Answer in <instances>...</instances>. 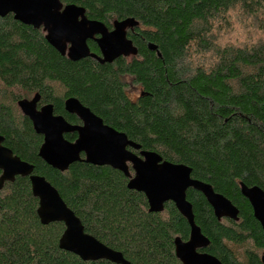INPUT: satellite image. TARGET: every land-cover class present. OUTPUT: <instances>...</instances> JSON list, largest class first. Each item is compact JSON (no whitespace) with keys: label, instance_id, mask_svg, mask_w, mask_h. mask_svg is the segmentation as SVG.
Masks as SVG:
<instances>
[{"label":"trees","instance_id":"trees-1","mask_svg":"<svg viewBox=\"0 0 264 264\" xmlns=\"http://www.w3.org/2000/svg\"><path fill=\"white\" fill-rule=\"evenodd\" d=\"M63 1L85 8L88 19L104 26L134 19L133 29L146 45L138 44L137 59L72 62L46 42L41 29L12 14L0 17L5 146L58 191L85 233L128 262L180 264L173 242L188 240L189 226L175 206L167 203L161 213H149L144 195L128 190L123 174L110 167L77 162L58 172L46 165L37 156L42 138L13 111L26 98L10 92L37 94L58 114L65 99L75 98L141 151L189 167L192 179L237 208V221L217 220L200 193L187 191L194 223L209 241L205 252L221 264H262L263 232L240 184L264 192V40L221 47L216 37L235 10L264 32V0ZM128 79L139 90L134 100L127 95ZM37 204L27 178L0 190V264H113L83 262L60 250L64 225H41Z\"/></svg>","mask_w":264,"mask_h":264},{"label":"water","instance_id":"water-1","mask_svg":"<svg viewBox=\"0 0 264 264\" xmlns=\"http://www.w3.org/2000/svg\"><path fill=\"white\" fill-rule=\"evenodd\" d=\"M62 10V11H61ZM12 14L14 20L44 32L46 42L61 56L72 62L85 57L96 58L100 64H111L120 56L136 55L137 50L125 37L126 28L137 27L134 19L114 23L108 32L97 21H88L84 10L74 5L63 7L60 0H0V17ZM80 19V20H79ZM99 34L97 40L102 58L89 54L86 40ZM69 44V47L67 45ZM150 51L156 46L147 44ZM157 56L160 57L158 52ZM39 95L31 100L17 102L22 115L32 122L36 134L43 136L38 157L51 168L64 172L79 161L96 167H110L130 178L127 163L131 164L133 177L127 189L142 193L149 213H161L167 202L174 204L178 213L188 223L189 239L183 242L175 238L174 253L181 264H221L215 257L197 253L208 246L206 239L194 223L192 206L186 199L188 189L203 195L217 220L238 219V210L221 194L215 193L206 183L191 178V169L182 164H172L150 151H141L140 146L127 139L126 135L103 124V121L83 107L78 100L69 98L65 110L83 121V127L71 126L61 117L53 116L51 105L36 110ZM77 133L74 143L63 139V134ZM0 137V190L4 182H13L15 177H28L33 198L37 200L36 215L39 223L47 226L62 223L64 231L58 240V248L77 256L83 262L107 261L113 264H132L123 255L99 242L84 232V227L75 214L66 206L58 191L44 177L32 174L34 166L21 161L12 152L1 146ZM138 151L135 154L132 151ZM84 158L81 159L80 155ZM241 195L249 202L255 220L264 236V192L258 187L240 184ZM264 264V253L261 256Z\"/></svg>","mask_w":264,"mask_h":264},{"label":"flooded vegetation","instance_id":"flooded-vegetation-1","mask_svg":"<svg viewBox=\"0 0 264 264\" xmlns=\"http://www.w3.org/2000/svg\"><path fill=\"white\" fill-rule=\"evenodd\" d=\"M61 1V4H62V6L63 7H65V6H68V5H74V4H70V3H68V4H66L63 0H60ZM74 6H76V5H74ZM77 7H79V8H82L83 10H84V16H85V18L88 20V21H95V20H91V19H88L87 18V11L85 10V8H83V7H80V6H77ZM62 11V10H61ZM80 20V19H79ZM121 21H123V20H120V21H117V22H121ZM116 22V20H113L112 21V24L111 25H109V26H106L105 25V28L107 29V31L110 33V32H112L113 30H114V23ZM125 37H126V39L127 40H129V41H131L132 42V45L136 48V50H137V54L136 55H129V56H120V57H118L117 59H115V60H132L133 58H136L137 59V57H139V46H138V44H141V45H146V42H145V40H144V38H142V37H139V35L135 32V30L132 28V29H130V28H126V30H125ZM101 38V35H99V34H95V35H93V37H91V38H88L87 40H86V45H87V47H88V51H89V54H91V55H94V56H96L97 58H102V55H101V52H100V49H99V47H98V44H97V40L98 39H100ZM67 47H69V44L67 45ZM83 59H91V60H97L96 58H92V57H90V56H88V57H85V58H83ZM83 59H81V60H83ZM36 95V94H35ZM35 95H33L30 99H27V100H31ZM127 95H128V93H127ZM130 98V97H129ZM137 98V95H136V97H135V99ZM69 99V98H68ZM75 99V98H74ZM67 99H65L64 100V102L66 101ZM77 100V99H76ZM134 100V99H133ZM64 102H63V105H62V109H63V114H58V113H56V111H55V109H54V106H53V104H51V103H48V102H44L43 100H42V98L39 96V100H38V102H37V104H36V110L37 111H39L42 107H44V106H48V105H51L52 106V109H53V116L54 117H61V118H63V120L66 122V123H68L69 125H71V126H76V127H83V125H84V123H83V121L82 120H80L76 115H74V114H70V113H68L66 110H65V108H64ZM80 103V102H79ZM81 104V103H80ZM83 107H85V108H87V109H89V111L93 114V115H95L96 117H98V118H100L98 115H96L93 111H91L90 110V108H88V107H86V106H84L83 104H81ZM22 114V113H21ZM28 119V118H27ZM101 119V118H100ZM29 120V119H28ZM102 120V119H101ZM30 121V120H29ZM103 121V120H102ZM30 124H31V127H32V122L30 121ZM103 124L104 125H106V126H108V127H110L109 125H107V124H105L104 123V121H103ZM112 128V127H111ZM32 129H33V127H32ZM34 131V130H33ZM36 134V133H35ZM38 135V134H37ZM38 136H40L41 138H42V143H43V136L42 135H38ZM67 136H70V139H72V140H68L67 139ZM77 133L76 132H72V133H66V134H63V139L65 140V141H67V142H70V143H74V141L77 139ZM0 137H2V143H1V146L2 147H4V148H6V149H8V150H10L11 152H12V155L13 156H15V157H18L21 161H23V162H26V161H24V160H22L19 156H17L16 154H14L13 153V151L11 150V149H9L8 147H6L5 146V138L3 137V136H1L0 135ZM42 143H41V145H42ZM40 145V146H41ZM40 148V147H39ZM39 150V149H38ZM128 150H130L131 151V149L130 148H128ZM139 154V152L137 153V155ZM37 156H38V153H37ZM80 158L81 159H83L84 158V155L83 154H81L80 155ZM79 162H83V161H79ZM26 163H28L29 165H31V166H33L32 165V163H29V162H26ZM45 163V162H44ZM75 163H77V162H75ZM75 163H73V164H75ZM46 164V163H45ZM73 164H71V165H73ZM47 165V164H46ZM70 165V166H71ZM90 165V164H89ZM69 166V167H70ZM127 166H128V172H129V175H130V178L131 177H133V175H134V173H133V170H132V168H131V164H129V163H127ZM50 167V166H49ZM69 167H68V169H69ZM53 169V168H52ZM67 169V170H68ZM55 170V169H54ZM57 171V170H56ZM59 172V171H58ZM65 172V171H64ZM1 174H2V172L0 171V176H1ZM32 174H34V173H32ZM34 175H36V174H34ZM39 176V175H38ZM124 176V175H123ZM125 177V176H124ZM16 178H23V177H19V176H17V177H15V179ZM24 178H27L28 179V177H24ZM126 178V180H127V182L129 181V179L130 178H128V177H125ZM15 179H14V181H15ZM13 181V182H14ZM28 181H29V179H28ZM13 182H4V184H3V187H4V185L5 184H7V183H13ZM29 184H30V182H29ZM2 187V188H3ZM188 190H190V189H188ZM187 190V191H188ZM191 190H193V189H191ZM197 192V191H196ZM199 193V192H198ZM201 194V193H200ZM202 195V194H201ZM203 196V195H202ZM186 199H187V192H186ZM205 199V198H204ZM188 201V200H187ZM189 202V201H188ZM167 203H171V202H167ZM167 203H165V204H167ZM190 203V202H189ZM173 204V203H172ZM191 204V203H190ZM174 205V204H173ZM192 206V205H191ZM183 218V217H182ZM227 219V218H226ZM185 220V219H184ZM186 221V220H185ZM188 224V223H187ZM189 232H190V229H189ZM188 239H189V237H188ZM186 241H188V240H186ZM186 241H183V242H186ZM209 245V244H208ZM207 247H205V248H201V249H197V253H199V254H207V255H210V256H212L211 254H209V253H207V252H205L204 251V249H206ZM214 257V256H213ZM218 260V259H217ZM219 261V260H218ZM181 264V263H180Z\"/></svg>","mask_w":264,"mask_h":264},{"label":"rangeland","instance_id":"rangeland-1","mask_svg":"<svg viewBox=\"0 0 264 264\" xmlns=\"http://www.w3.org/2000/svg\"><path fill=\"white\" fill-rule=\"evenodd\" d=\"M257 25L253 19L245 17L243 14H240L238 10H235L229 17V23L224 28L225 30L217 35L218 44L221 47H225L228 45L239 46L242 47L244 45L251 44L252 39L256 36L260 35L261 32L256 28ZM264 40V35L260 36L259 41ZM128 88L127 93L130 99H135L136 95L139 94V90L137 87H132L130 84V80L128 79ZM2 87L0 85V92L2 91ZM18 96L21 95L22 98L30 99L32 95L25 96L22 91H11L10 94ZM9 100V99H8ZM17 108V109H16ZM13 111L17 115H22L19 108L13 106Z\"/></svg>","mask_w":264,"mask_h":264},{"label":"clouds","instance_id":"clouds-1","mask_svg":"<svg viewBox=\"0 0 264 264\" xmlns=\"http://www.w3.org/2000/svg\"><path fill=\"white\" fill-rule=\"evenodd\" d=\"M261 35H264V32H261L260 35L256 36L254 39H252L251 45L258 44Z\"/></svg>","mask_w":264,"mask_h":264}]
</instances>
